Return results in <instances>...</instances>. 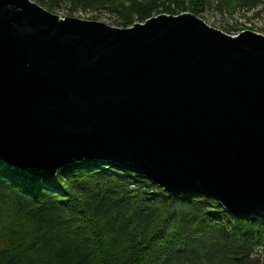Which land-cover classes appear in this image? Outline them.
Here are the masks:
<instances>
[{
    "label": "water",
    "instance_id": "95a60500",
    "mask_svg": "<svg viewBox=\"0 0 264 264\" xmlns=\"http://www.w3.org/2000/svg\"><path fill=\"white\" fill-rule=\"evenodd\" d=\"M87 159L264 215V36L188 13L116 28L0 0V161L49 180Z\"/></svg>",
    "mask_w": 264,
    "mask_h": 264
},
{
    "label": "trees",
    "instance_id": "16d2710c",
    "mask_svg": "<svg viewBox=\"0 0 264 264\" xmlns=\"http://www.w3.org/2000/svg\"><path fill=\"white\" fill-rule=\"evenodd\" d=\"M31 1L68 16L104 13L119 28L161 14L224 18L264 6V0ZM0 264H264V215L236 216L210 196L165 192L114 162L87 159L45 180L0 161Z\"/></svg>",
    "mask_w": 264,
    "mask_h": 264
},
{
    "label": "rangeland",
    "instance_id": "374dc122",
    "mask_svg": "<svg viewBox=\"0 0 264 264\" xmlns=\"http://www.w3.org/2000/svg\"><path fill=\"white\" fill-rule=\"evenodd\" d=\"M258 11H260V14L258 16H255V13ZM54 14L58 15L61 19L78 18L82 20L97 21L111 27L119 28L115 26L114 19L104 13L94 14L76 12L72 16H68L66 11L62 10L57 11ZM202 20L207 25L218 29L230 36H236L242 31H252L264 36V6H261L254 11L236 13L232 17L221 18L218 13H208Z\"/></svg>",
    "mask_w": 264,
    "mask_h": 264
},
{
    "label": "built area",
    "instance_id": "2783aa9c",
    "mask_svg": "<svg viewBox=\"0 0 264 264\" xmlns=\"http://www.w3.org/2000/svg\"><path fill=\"white\" fill-rule=\"evenodd\" d=\"M242 32H244V31H242Z\"/></svg>",
    "mask_w": 264,
    "mask_h": 264
}]
</instances>
